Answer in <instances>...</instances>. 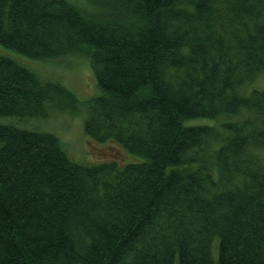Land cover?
<instances>
[{
  "label": "trees",
  "instance_id": "16d2710c",
  "mask_svg": "<svg viewBox=\"0 0 264 264\" xmlns=\"http://www.w3.org/2000/svg\"><path fill=\"white\" fill-rule=\"evenodd\" d=\"M0 43L82 56L100 91L0 54V115L84 105L135 157L0 122V264H264V0H0Z\"/></svg>",
  "mask_w": 264,
  "mask_h": 264
},
{
  "label": "rangeland",
  "instance_id": "374dc122",
  "mask_svg": "<svg viewBox=\"0 0 264 264\" xmlns=\"http://www.w3.org/2000/svg\"><path fill=\"white\" fill-rule=\"evenodd\" d=\"M0 54L10 56L27 65L37 67V71L48 78L61 81L82 99H87L100 91L94 83L92 68L87 59L77 55H63L47 60L37 61L33 65L32 60L23 54L7 48L0 43ZM86 107L81 105L76 114L67 110L49 108L48 114L39 117H19L0 115V122L12 123L22 128L35 129L57 134L69 155L84 163H98L116 159L121 165L135 160V157L124 147L112 142H98L85 133L84 118ZM112 157V158H111ZM212 253L215 261L219 254V239L213 242Z\"/></svg>",
  "mask_w": 264,
  "mask_h": 264
}]
</instances>
